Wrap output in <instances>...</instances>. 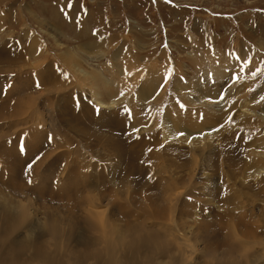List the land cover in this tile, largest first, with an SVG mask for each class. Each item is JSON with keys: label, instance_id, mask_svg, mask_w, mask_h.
I'll return each mask as SVG.
<instances>
[{"label": "bare ground", "instance_id": "bare-ground-1", "mask_svg": "<svg viewBox=\"0 0 264 264\" xmlns=\"http://www.w3.org/2000/svg\"><path fill=\"white\" fill-rule=\"evenodd\" d=\"M19 43L0 47V264H264V177L246 171L264 174L254 150L235 136L208 152V128L187 113L173 143L135 133L137 118L102 97L101 73L65 66L66 54L87 84L36 70ZM80 88L102 114L83 107ZM194 96L208 124V99Z\"/></svg>", "mask_w": 264, "mask_h": 264}, {"label": "rangeland", "instance_id": "rangeland-1", "mask_svg": "<svg viewBox=\"0 0 264 264\" xmlns=\"http://www.w3.org/2000/svg\"><path fill=\"white\" fill-rule=\"evenodd\" d=\"M69 2L0 0V47L20 42L22 49L31 48L35 59L30 62H38L36 70L58 62L66 71L61 73L70 74L72 80L77 77L83 85L87 83L65 66L72 69L78 63L92 74L101 73L106 81L102 97L108 100L113 95L110 102L114 99L128 119L137 118L132 119L135 133L157 129L160 139L173 143L176 136L186 137L183 130L172 128L178 114L187 113L196 119L191 124L208 128V152H216L236 136L242 149L245 145L255 151L254 162L264 170V0H71V8ZM35 40L43 46L39 54V43L29 44ZM64 54L72 63L64 66ZM93 54L96 58L89 61ZM87 89L80 88L77 95L84 108L95 102ZM196 91L198 98L208 99V124L203 120L205 107L193 102ZM124 105L130 106L131 116ZM238 109L232 127L230 117ZM241 109L251 114L244 116ZM245 120L251 127L243 137ZM166 130L167 135L160 136ZM243 153L239 156L246 161L250 152ZM249 165L246 171L263 180L264 174L257 175Z\"/></svg>", "mask_w": 264, "mask_h": 264}, {"label": "snow or ice", "instance_id": "snow-or-ice-1", "mask_svg": "<svg viewBox=\"0 0 264 264\" xmlns=\"http://www.w3.org/2000/svg\"><path fill=\"white\" fill-rule=\"evenodd\" d=\"M68 6H69V8L72 7L71 0H70V2H69V5H68ZM66 15H67V14H66ZM37 86H39V85H37ZM121 95H123V94H121ZM95 111H96L97 114H102V113H103V110H101V109H99V108H96ZM126 115H127V114H126ZM134 131H138V130H134ZM37 159H39V157H37ZM28 167L31 168L32 165H29ZM29 182H30V181H29Z\"/></svg>", "mask_w": 264, "mask_h": 264}]
</instances>
